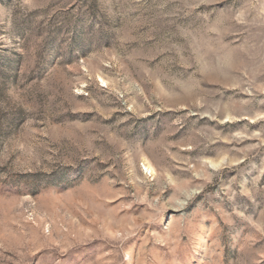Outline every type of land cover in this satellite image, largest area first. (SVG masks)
<instances>
[{
    "label": "rangeland",
    "instance_id": "374dc122",
    "mask_svg": "<svg viewBox=\"0 0 264 264\" xmlns=\"http://www.w3.org/2000/svg\"><path fill=\"white\" fill-rule=\"evenodd\" d=\"M0 264H264V0H0Z\"/></svg>",
    "mask_w": 264,
    "mask_h": 264
},
{
    "label": "bare ground",
    "instance_id": "6f19581e",
    "mask_svg": "<svg viewBox=\"0 0 264 264\" xmlns=\"http://www.w3.org/2000/svg\"><path fill=\"white\" fill-rule=\"evenodd\" d=\"M147 169L150 170V172L154 171V170H153V167H152L151 165H148V166H147Z\"/></svg>",
    "mask_w": 264,
    "mask_h": 264
}]
</instances>
